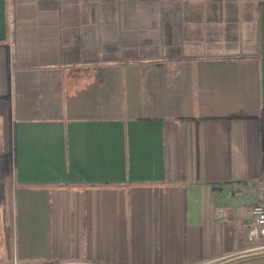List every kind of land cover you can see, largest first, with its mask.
Wrapping results in <instances>:
<instances>
[{
  "label": "crops",
  "instance_id": "1",
  "mask_svg": "<svg viewBox=\"0 0 264 264\" xmlns=\"http://www.w3.org/2000/svg\"><path fill=\"white\" fill-rule=\"evenodd\" d=\"M260 201L264 0H0V264H216Z\"/></svg>",
  "mask_w": 264,
  "mask_h": 264
},
{
  "label": "built area",
  "instance_id": "2",
  "mask_svg": "<svg viewBox=\"0 0 264 264\" xmlns=\"http://www.w3.org/2000/svg\"><path fill=\"white\" fill-rule=\"evenodd\" d=\"M251 212L252 220L247 225V235H240L239 239V248L245 253L264 251V201L254 204Z\"/></svg>",
  "mask_w": 264,
  "mask_h": 264
},
{
  "label": "trees",
  "instance_id": "3",
  "mask_svg": "<svg viewBox=\"0 0 264 264\" xmlns=\"http://www.w3.org/2000/svg\"><path fill=\"white\" fill-rule=\"evenodd\" d=\"M3 226H4V232H5V237H6V240H7V244H9V241H10V237H11V234H12V225H11V222H10V219H9V215L7 213H5L3 215Z\"/></svg>",
  "mask_w": 264,
  "mask_h": 264
},
{
  "label": "water",
  "instance_id": "4",
  "mask_svg": "<svg viewBox=\"0 0 264 264\" xmlns=\"http://www.w3.org/2000/svg\"><path fill=\"white\" fill-rule=\"evenodd\" d=\"M259 255H264V251L239 255V256H236V257H232V258L226 259V260L221 261V262L216 263V264H227L229 262H232V261H235V260H238V259L247 258V257H253V256H259Z\"/></svg>",
  "mask_w": 264,
  "mask_h": 264
},
{
  "label": "rangeland",
  "instance_id": "5",
  "mask_svg": "<svg viewBox=\"0 0 264 264\" xmlns=\"http://www.w3.org/2000/svg\"><path fill=\"white\" fill-rule=\"evenodd\" d=\"M9 211V209H7ZM9 213V212H8Z\"/></svg>",
  "mask_w": 264,
  "mask_h": 264
}]
</instances>
